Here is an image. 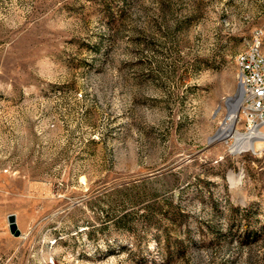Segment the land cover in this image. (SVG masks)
Masks as SVG:
<instances>
[{
    "label": "rangeland",
    "instance_id": "1",
    "mask_svg": "<svg viewBox=\"0 0 264 264\" xmlns=\"http://www.w3.org/2000/svg\"><path fill=\"white\" fill-rule=\"evenodd\" d=\"M258 41L264 0H0V264H264V145L212 139Z\"/></svg>",
    "mask_w": 264,
    "mask_h": 264
},
{
    "label": "built area",
    "instance_id": "2",
    "mask_svg": "<svg viewBox=\"0 0 264 264\" xmlns=\"http://www.w3.org/2000/svg\"><path fill=\"white\" fill-rule=\"evenodd\" d=\"M238 86L247 126L264 124V53L260 41L237 56Z\"/></svg>",
    "mask_w": 264,
    "mask_h": 264
},
{
    "label": "bare ground",
    "instance_id": "3",
    "mask_svg": "<svg viewBox=\"0 0 264 264\" xmlns=\"http://www.w3.org/2000/svg\"><path fill=\"white\" fill-rule=\"evenodd\" d=\"M228 103L230 106V111L223 121L222 126L220 127L219 132L216 134L218 139L224 137L226 138V132L229 131L230 134L235 136L234 147L240 148L245 146L247 148L255 149L256 140H260L259 146L264 145V131H262L260 125L252 126L248 131L242 132L236 129V123L239 116V108L242 103L240 91L236 96L228 98ZM215 138V139H217ZM258 143V142H257Z\"/></svg>",
    "mask_w": 264,
    "mask_h": 264
},
{
    "label": "water",
    "instance_id": "4",
    "mask_svg": "<svg viewBox=\"0 0 264 264\" xmlns=\"http://www.w3.org/2000/svg\"><path fill=\"white\" fill-rule=\"evenodd\" d=\"M218 133V132H217ZM217 138L216 135H214V137L212 139H215ZM10 222H11V229L12 231L15 233V234H19L20 233V230L18 229L17 227V224L15 222V219H14V215H11L10 216Z\"/></svg>",
    "mask_w": 264,
    "mask_h": 264
}]
</instances>
